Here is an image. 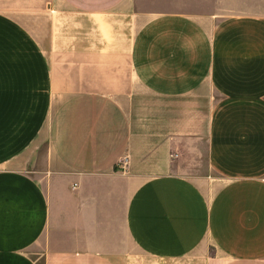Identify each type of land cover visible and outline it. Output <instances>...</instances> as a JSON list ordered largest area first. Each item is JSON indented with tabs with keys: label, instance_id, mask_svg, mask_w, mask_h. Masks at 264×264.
I'll list each match as a JSON object with an SVG mask.
<instances>
[{
	"label": "crops",
	"instance_id": "0c3cea01",
	"mask_svg": "<svg viewBox=\"0 0 264 264\" xmlns=\"http://www.w3.org/2000/svg\"><path fill=\"white\" fill-rule=\"evenodd\" d=\"M153 2L0 0V264H264V17Z\"/></svg>",
	"mask_w": 264,
	"mask_h": 264
},
{
	"label": "rangeland",
	"instance_id": "374dc122",
	"mask_svg": "<svg viewBox=\"0 0 264 264\" xmlns=\"http://www.w3.org/2000/svg\"><path fill=\"white\" fill-rule=\"evenodd\" d=\"M156 9L166 12L180 11L189 15L215 14L219 19L231 16L264 17V0H154ZM138 264H157L141 254L132 259Z\"/></svg>",
	"mask_w": 264,
	"mask_h": 264
}]
</instances>
